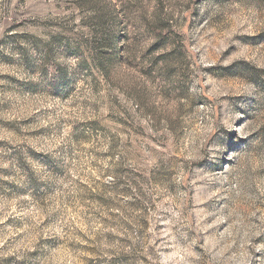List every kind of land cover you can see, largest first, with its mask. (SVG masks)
<instances>
[{"label":"rangeland","instance_id":"obj_1","mask_svg":"<svg viewBox=\"0 0 264 264\" xmlns=\"http://www.w3.org/2000/svg\"><path fill=\"white\" fill-rule=\"evenodd\" d=\"M0 264H264V0H0Z\"/></svg>","mask_w":264,"mask_h":264}]
</instances>
